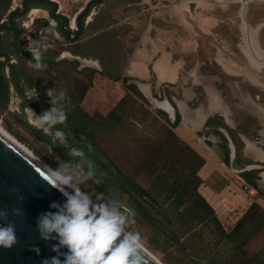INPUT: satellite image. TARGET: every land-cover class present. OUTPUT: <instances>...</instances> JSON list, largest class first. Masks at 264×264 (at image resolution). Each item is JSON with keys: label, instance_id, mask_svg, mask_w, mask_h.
<instances>
[{"label": "rangeland", "instance_id": "374dc122", "mask_svg": "<svg viewBox=\"0 0 264 264\" xmlns=\"http://www.w3.org/2000/svg\"><path fill=\"white\" fill-rule=\"evenodd\" d=\"M56 1L59 3L60 12L69 15L72 19L68 30L74 33L76 30L75 16L88 0ZM131 1L104 0L94 5L86 16L84 29L76 41H70L62 34L59 28L62 20L51 15L52 7L49 5L30 2L26 14L14 16L15 26L22 35L25 49L29 41H32L34 46L37 40L48 45L47 51L43 53V63L47 67L43 70H36L31 67L35 63L34 60L24 61L21 71L25 93L21 95L15 90L10 91L7 105L0 103V125L11 131L18 140L55 169L58 168L59 163L76 162L79 158L70 157L67 149L53 144L51 137L44 135L28 123L30 116L34 119L35 114L40 115V113L33 105L23 108V97L29 98L44 112L52 107L47 90L50 88H55L57 92L64 90L66 100L63 102V107L69 112L73 111L74 100H77L81 92L90 85L96 71L104 70L120 76L154 13L148 5H129ZM21 4L22 0H8L2 3L0 21L6 22L8 12L13 8H21ZM95 16L99 17L94 19ZM11 37L12 35L5 29L2 48L8 49L11 54H14L13 57L18 59L11 43ZM27 53L32 55L30 51ZM104 87L109 89L110 95L114 92L113 87ZM229 92L238 95V91L231 87ZM136 99L137 101L128 100L124 104V109L113 116L110 121L96 117L87 125V128L82 126L73 128L78 130L77 136H80L82 140L87 137L86 130H92V136L96 142L109 151L122 170L150 191L168 212L170 219L162 216L149 202L143 201V204L155 219L161 220L174 229L182 228L184 233L180 234V241L175 242L166 236L149 217L135 207L128 193L110 184L105 179V170L98 163L93 162V165L96 179H99L101 183L97 185L94 180H89L80 185L81 190L93 194L94 200L95 193H104L105 199L115 198L122 203L124 208L131 209L135 214V223L128 230L139 232L144 246L163 264H241L244 259L258 254L260 259H264V163L259 164L245 157H240L239 163V165L251 163L244 166L245 169L246 167L252 168L253 164L252 169H258L255 181L263 195L249 184V188L245 189L242 195L230 189L226 194V197L230 196V199L220 198L217 203L221 206L215 208L212 206L223 228L230 232L251 204L256 202L259 210L254 212V219L249 220L244 234L234 243L217 244V237L206 227L203 234L192 237L190 235L193 232H197L204 226L203 224L196 225V220L191 221L195 215L192 209L190 211L188 209L193 203L199 201L196 196L197 192L202 194L205 191L203 186L197 185L198 160L186 149H182L181 143L172 140L173 138L171 139L165 132L163 133L160 122L164 120L155 113V107L144 104L137 97ZM112 106L110 105L107 110H101L105 113L94 112L105 115L111 111L114 107ZM31 109L35 114L31 112ZM241 114L249 130H256L258 126L256 120L248 116L247 112L241 111ZM80 120L82 124L86 118H80ZM108 125H115L116 130L110 131ZM258 141L264 145V139L260 138ZM69 143L83 150L81 142L69 139ZM188 145L191 147L190 144ZM240 153H242L241 147ZM85 158L90 160L86 154ZM82 167L86 170V165ZM225 174L228 181L229 178H238L235 175L238 173L232 168L227 169ZM169 220H172V223ZM189 228L191 230L185 232ZM243 239L246 240L245 243H242Z\"/></svg>", "mask_w": 264, "mask_h": 264}, {"label": "crops", "instance_id": "0c3cea01", "mask_svg": "<svg viewBox=\"0 0 264 264\" xmlns=\"http://www.w3.org/2000/svg\"><path fill=\"white\" fill-rule=\"evenodd\" d=\"M134 4L148 5L154 13L121 78L135 83L171 121L178 114L174 131L205 159L198 170L202 194L214 208L219 207L217 200L230 189L242 195L244 184L249 186L240 172L242 166L251 164L239 165L237 146L226 127L240 144V157L264 163V145L258 141L264 139V2L132 0L129 5ZM104 86L113 87L114 92L110 95ZM230 87L238 95L230 93ZM124 94L122 79L113 81L98 70L81 106L90 114L102 112ZM241 111L256 120V130H249ZM229 168L238 178H225Z\"/></svg>", "mask_w": 264, "mask_h": 264}, {"label": "clouds", "instance_id": "9594fccd", "mask_svg": "<svg viewBox=\"0 0 264 264\" xmlns=\"http://www.w3.org/2000/svg\"><path fill=\"white\" fill-rule=\"evenodd\" d=\"M48 45L37 42L34 46L29 41L27 51L32 53L35 63L31 65L36 70L47 67L42 62L43 53ZM52 107L42 114L29 117L28 123L44 135L51 137L53 144H58L68 150V155L79 158L76 162L59 163L58 168L48 166L42 178L66 198L64 203L53 202L50 207L56 212L41 214L37 220L40 238L43 240H58L52 250L59 255L46 259L43 264H144V242L139 232L129 231L135 223L134 212L124 208L115 199H105L104 193L93 194L82 191L81 184L96 179V171L91 160L85 158L82 149L70 145V133L57 128V125L67 127V113L63 107L66 91L57 92L55 88L47 90ZM38 98V96L36 97ZM91 151V145L88 146ZM82 165H86V170ZM71 189L72 191H69ZM13 191H16L15 189ZM14 214L23 215L20 209H13ZM7 212L0 211V220H7ZM18 243L15 226L11 223L0 225V247L10 249ZM67 248L66 253H61ZM39 254L38 247L33 248Z\"/></svg>", "mask_w": 264, "mask_h": 264}, {"label": "trees", "instance_id": "16d2710c", "mask_svg": "<svg viewBox=\"0 0 264 264\" xmlns=\"http://www.w3.org/2000/svg\"><path fill=\"white\" fill-rule=\"evenodd\" d=\"M8 0H0V5L2 3H5ZM104 1V0H103ZM102 1V2H103ZM101 2V3H102ZM41 5H49L47 3H39ZM88 15V14H87ZM86 15V16H87ZM99 15V14H98ZM82 19V25L83 29L85 26V18ZM99 16H95L94 19H96ZM102 21V18H100ZM108 26V25H104ZM5 29H0V57L5 56L6 58L10 56H14V54H11L8 49L2 48V41L3 40V31ZM8 30V29H6ZM8 32V31H7ZM10 34V33H9ZM13 39L11 43L13 47L15 48V54L18 58V63L13 64H7L5 61L0 60V103L4 106L7 105V102L9 100V93L12 87H14V90L19 92L21 95H24V88L22 83V66L24 64V61L34 60L33 56L27 53V50L23 47L22 42V35L19 30L14 32V34H11ZM37 42H39L37 40ZM36 42V43H37ZM54 57V56H53ZM42 62H44V59H42ZM9 67V72H6V68ZM100 73L113 81H119L122 79L124 88H125V94L124 96L116 103V105L111 109V111L108 114H102L100 112H94L92 114L88 113L82 106L81 102L84 99L88 88L93 85V80L91 81L90 85L86 87L81 94L78 96L77 100H74V109L73 111H66L67 113V127L64 125H57L56 127L63 130L66 133H72L73 136H71L69 139L70 141L76 140L79 143L83 144L82 148L86 155L90 157V160L92 162L98 163L100 167L105 170L106 173V180L112 184L114 187L118 188L119 190L126 192L129 194L130 199L132 203L135 205L136 208H138L139 211H141L145 216L149 217V219L169 238H171L173 241L178 242L181 239L180 234H183L184 231L180 227H176L175 229L172 228L170 225L168 226L166 223L159 220L163 225H165L167 228H169L173 234L175 235V238L169 236L165 231H163L159 225L155 222V218L150 214V212L146 209L145 205L143 204V201L149 202L162 216L166 217L167 219H170V216L168 212L163 208V206L154 198V196L150 193L148 189L143 187L140 183H138L132 176L125 173L120 165L115 161L114 157L110 155L109 151L103 149L99 143L96 142L94 137L92 136V130L87 129V137L82 140L80 136H77L78 130L73 128L74 126H82L87 128V125L90 124V122L95 119L96 117L105 118L106 121H110L113 116L117 115L118 112L122 111L124 109V104L127 103L128 100H134L137 101L136 97L141 99V101L144 104H150L149 100L139 91L137 85L129 80L128 77L121 78L120 76H115L107 71L100 70ZM24 101L22 104V107L24 108L27 105H33L36 107V109L39 111L40 114L43 113L35 104L31 102L29 98L26 96L23 97ZM151 105V104H150ZM155 113L160 116L164 122H160L161 129L163 133L165 132L167 135L171 137L172 140L177 141L183 145L182 149H186L192 156H194L198 160V164L196 167V177H197V185H200L202 183V179L198 175V170L204 163V158L193 148H191L188 144H186L181 138H179L175 132L173 131L174 127L178 125L179 123V116L177 114V117L174 121H171L168 114L162 110L157 108L155 110ZM80 118H86V121H84L82 124H80L81 120ZM210 122V120L208 121ZM110 126V125H108ZM228 132L230 133L233 141L235 142L237 146V154L236 159H240V144L236 140L233 131L226 127ZM110 131H115L116 126L111 125L109 127ZM89 135V136H88ZM223 141L227 143V139L223 137ZM163 143H161L162 145ZM89 145H91V151H89ZM185 145V146H184ZM102 158V160H101ZM225 161L229 162V150L227 149V158ZM244 168V166H242ZM258 171V169H243L240 172V176L252 186L253 189H255L259 194L263 193L260 191V188L258 184L255 181V174ZM198 202L193 203L191 206H189V211L192 209V213H194L195 217L191 219V221L196 220V225L203 224L204 226L201 227L197 232H193L190 236H200V234H203L204 228L208 227L211 231V233L214 234L217 244H228V243H234L236 242L243 234L249 225V220L254 219V212L256 210H259V205L256 202H253L249 209L244 213V215L241 217V219L237 222L235 227L230 231L227 232L218 216L216 215V212L212 205L206 200V198L199 192L196 194ZM157 205H159L164 212H161ZM187 209V210H188ZM264 214V212H263ZM172 223V220H169ZM190 221V222H191ZM251 223V222H250ZM174 225V223H173ZM191 228L185 230V232H189ZM189 236V237H190ZM247 239V238H246ZM245 239L242 240V243H245ZM240 248H242L241 244ZM241 264H264V259H260L259 254L252 256L248 259H244Z\"/></svg>", "mask_w": 264, "mask_h": 264}, {"label": "water", "instance_id": "95a60500", "mask_svg": "<svg viewBox=\"0 0 264 264\" xmlns=\"http://www.w3.org/2000/svg\"><path fill=\"white\" fill-rule=\"evenodd\" d=\"M103 0H88L75 16L76 30L74 34L68 30L71 27L69 15L60 12L56 0H22L21 8H13L8 12L7 21H0V29H12L14 16H23L29 10L28 3H47L52 6L51 14L63 22L60 30L70 41H76L83 31L82 19L91 12L94 5ZM47 170L19 149L15 144L0 133V211L7 212V220H0V225L13 224L16 229L18 243L12 248L0 247V264H43V261L59 255L52 250L58 240H43L37 227L38 217L46 212H56L51 208L53 202L63 204L65 197L57 189L51 187L41 176ZM16 191H13V190ZM70 191V190H69ZM157 208L164 210L157 205ZM13 209H20L23 215H16ZM159 227L169 236L175 238L173 232L155 219ZM38 247L39 254L33 250ZM67 248H62L61 253H66ZM144 264H161L144 249ZM61 261L63 255H59Z\"/></svg>", "mask_w": 264, "mask_h": 264}, {"label": "bare ground", "instance_id": "6f19581e", "mask_svg": "<svg viewBox=\"0 0 264 264\" xmlns=\"http://www.w3.org/2000/svg\"><path fill=\"white\" fill-rule=\"evenodd\" d=\"M0 133L13 144H15L19 149L25 152L28 156H30L33 160H35L38 164H40L43 168L48 171V166L53 168L47 161L39 157L34 151L28 148L25 144H23L17 137L8 129L0 125ZM55 169V168H53ZM72 191L71 189H69ZM144 249L149 252L154 258H156L161 264H163L156 255H154L149 249L144 246Z\"/></svg>", "mask_w": 264, "mask_h": 264}, {"label": "flooded vegetation", "instance_id": "af4514ba", "mask_svg": "<svg viewBox=\"0 0 264 264\" xmlns=\"http://www.w3.org/2000/svg\"><path fill=\"white\" fill-rule=\"evenodd\" d=\"M29 4H30V2L28 3V6H29ZM49 6H50V5H49ZM17 30H18V27L15 26V24H14L13 28H12V29H8L7 31H8L10 34H14V32H16ZM12 40H15V39H13V37H12ZM0 60L5 61L7 64L18 63V60H17L16 58H14L13 56H10V57H8V58H6L5 56H2V57H0ZM7 68H8V71H7V72H9V67H7ZM7 68H6V70H7ZM11 90L14 91V87H12ZM236 169H237V168H236ZM242 170H243V169H242Z\"/></svg>", "mask_w": 264, "mask_h": 264}, {"label": "built area", "instance_id": "2783aa9c", "mask_svg": "<svg viewBox=\"0 0 264 264\" xmlns=\"http://www.w3.org/2000/svg\"><path fill=\"white\" fill-rule=\"evenodd\" d=\"M249 186L247 184H244V189H248Z\"/></svg>", "mask_w": 264, "mask_h": 264}]
</instances>
